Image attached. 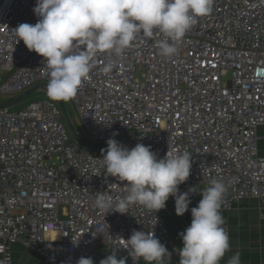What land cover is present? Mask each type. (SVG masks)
Wrapping results in <instances>:
<instances>
[{
    "label": "built area",
    "instance_id": "2783aa9c",
    "mask_svg": "<svg viewBox=\"0 0 264 264\" xmlns=\"http://www.w3.org/2000/svg\"><path fill=\"white\" fill-rule=\"evenodd\" d=\"M35 6L36 0H0V94L48 83L43 57L14 35L19 24L37 22ZM161 38L138 35L108 75L100 67L116 58L97 54L70 101L87 141L142 143L158 159L187 151L192 167L179 191L195 188L191 203L213 180L226 185L223 213L243 199L264 201V155L257 149L264 128V0H214L171 58L159 55ZM125 183L106 173L101 154L69 134L57 101L1 108L0 261L13 264L17 245L47 264H77L81 257L99 264L113 250L133 264L122 248L133 230L155 232L173 247L163 210L132 204L125 214L104 215L94 207L100 193L125 195ZM168 202L175 213L174 198Z\"/></svg>",
    "mask_w": 264,
    "mask_h": 264
},
{
    "label": "clouds",
    "instance_id": "9594fccd",
    "mask_svg": "<svg viewBox=\"0 0 264 264\" xmlns=\"http://www.w3.org/2000/svg\"><path fill=\"white\" fill-rule=\"evenodd\" d=\"M213 4L214 0H36L33 12L37 22L19 24L14 35L16 44L22 40L29 51L43 57L49 76L47 97L68 102L90 78L98 53L116 58L100 67V72L108 75L116 67V60L142 34L147 38L162 37L158 40L159 55L171 58L197 19L212 12ZM101 157L106 173L126 182L127 188L123 196L97 195L94 207L104 215L125 214L132 204L156 214L166 207L169 197L174 198L177 216L189 210V192L195 188L179 191L192 167V156L187 151H168L158 159L150 146L137 143L128 148L110 138ZM225 193V183L218 180L199 193L202 199L191 208L190 226L179 233L183 242L177 253L179 264H220L230 250L220 211ZM79 240L80 237L72 239L73 245L78 246ZM124 241L122 248L128 250L133 264L140 259L145 264H166L171 260L172 253L155 232L133 230ZM77 264L94 262L91 257H81ZM99 264H127V258H117L113 250ZM227 264H241L240 253L229 257Z\"/></svg>",
    "mask_w": 264,
    "mask_h": 264
},
{
    "label": "crops",
    "instance_id": "0c3cea01",
    "mask_svg": "<svg viewBox=\"0 0 264 264\" xmlns=\"http://www.w3.org/2000/svg\"><path fill=\"white\" fill-rule=\"evenodd\" d=\"M257 149L260 155H264V128L258 130ZM204 189H201V193ZM202 199L201 195L191 203V208L196 207ZM191 208L186 216L180 217L181 227L179 233L183 232L191 223ZM224 218V225L227 227L230 238V250L221 259L220 264H227L229 257L235 253H240L241 264H264V201L259 199H243L237 202L231 211L221 212ZM174 246L167 248L172 253L171 260L166 264H178L179 248L182 246L173 237ZM16 248V249H15ZM22 247H13V264H45L44 260L34 254L21 251ZM15 249V251H14ZM23 249V248H22ZM176 249V251H175ZM41 262H40V261ZM43 262V263H42ZM137 264H145L140 260Z\"/></svg>",
    "mask_w": 264,
    "mask_h": 264
},
{
    "label": "rangeland",
    "instance_id": "374dc122",
    "mask_svg": "<svg viewBox=\"0 0 264 264\" xmlns=\"http://www.w3.org/2000/svg\"><path fill=\"white\" fill-rule=\"evenodd\" d=\"M37 85V84H36ZM18 96H20L19 94L18 95H3V94H0V106L1 105H6L8 103H10L13 99L17 98ZM37 99H49L46 95V92L45 90L41 89V90H37L36 92H34L33 94H31L30 96L26 97L25 99H23L22 101L16 103L15 105L11 106L10 107V110L11 111H17L18 109H20L21 107L25 106L26 104L34 101V100H37ZM63 104H64V107H65V112H66V115H67V119L69 120V122H71L72 126H73V129L75 131V133L77 135H79L81 138L87 140V136L84 134V131L82 129V125H81V122H80V119L75 111V109L73 108V106L70 104V101L68 102H64L63 101ZM63 120L68 128V132L69 134L73 137H74V134H72V132L70 131V128L67 124V121H65V118L63 117ZM258 143V142H257ZM94 152L96 153H99L101 154V152L99 151H95ZM166 206L173 212L172 208H171V205L169 204V202L167 201L166 202ZM174 216H175V219H176V222L178 224V227L180 229L181 227V223H180V220L178 218V216L173 213ZM163 216H164V221H165V224H166V227L169 231V234L170 235H173L172 234V228H171V224H170V220H169V217L168 215L163 211ZM181 230V229H180ZM16 247V246H14ZM16 249V248H15ZM14 249V251H15ZM21 251H24L25 253H27V251H25L24 249L20 248ZM15 253L13 254L12 257H14ZM40 261V260H39ZM43 261V260H42ZM41 262V261H40ZM45 262V261H44ZM43 263V262H42ZM45 264H47L45 262Z\"/></svg>",
    "mask_w": 264,
    "mask_h": 264
},
{
    "label": "water",
    "instance_id": "95a60500",
    "mask_svg": "<svg viewBox=\"0 0 264 264\" xmlns=\"http://www.w3.org/2000/svg\"><path fill=\"white\" fill-rule=\"evenodd\" d=\"M46 86L47 85H38V86H35L34 88L28 90L27 92H25L24 94H21L20 96H18L17 98L13 99L10 103L6 104V105H1L0 106V109L3 108V107H11L13 105H15L16 103L22 101L23 99H25L26 97L30 96L31 94H33L34 92H36L37 90H45L46 92ZM57 104L58 106L60 107L62 113H63V116L65 118V121H67V124L70 128V131L72 132V134H74V137L75 139L83 146L87 147V148H90L92 150H95V151H99L101 152L102 149H106L107 146H104V145H94L92 144L91 142L81 138L79 135H77L73 129V126L71 124V122H69V120L67 119V115H66V112H65V107H64V104H63V101H57ZM169 217V220H170V224H171V228H172V234H173V237L177 240V242L183 247V242H182V238L180 237L179 235V227H178V224L176 222V219H175V216L173 214V212L166 206L164 209H162Z\"/></svg>",
    "mask_w": 264,
    "mask_h": 264
},
{
    "label": "bare ground",
    "instance_id": "6f19581e",
    "mask_svg": "<svg viewBox=\"0 0 264 264\" xmlns=\"http://www.w3.org/2000/svg\"><path fill=\"white\" fill-rule=\"evenodd\" d=\"M4 108V107H3Z\"/></svg>",
    "mask_w": 264,
    "mask_h": 264
},
{
    "label": "flooded vegetation",
    "instance_id": "af4514ba",
    "mask_svg": "<svg viewBox=\"0 0 264 264\" xmlns=\"http://www.w3.org/2000/svg\"><path fill=\"white\" fill-rule=\"evenodd\" d=\"M64 117V116H63Z\"/></svg>",
    "mask_w": 264,
    "mask_h": 264
}]
</instances>
